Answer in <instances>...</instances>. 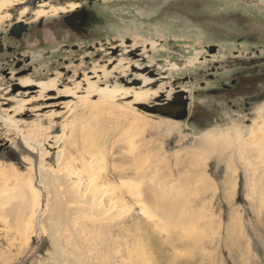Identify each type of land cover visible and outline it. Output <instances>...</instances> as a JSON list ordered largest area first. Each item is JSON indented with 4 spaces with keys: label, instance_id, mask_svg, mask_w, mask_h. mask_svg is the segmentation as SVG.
Here are the masks:
<instances>
[{
    "label": "rangeland",
    "instance_id": "1",
    "mask_svg": "<svg viewBox=\"0 0 264 264\" xmlns=\"http://www.w3.org/2000/svg\"><path fill=\"white\" fill-rule=\"evenodd\" d=\"M172 3H176L173 11ZM102 4L112 7L108 0ZM52 5L23 4L16 10H4L1 16L6 18L0 22V29L5 30L12 17L31 25L43 20L50 26L59 15L51 13ZM41 10L47 15L37 18L35 13ZM236 16L239 21L246 16L243 22L264 27V0H145L141 13L117 15L108 23L110 29L119 32L116 39L130 37L134 47L142 45L147 55L143 61L127 59L125 54L117 59H95L92 54L91 59H77L76 51L63 52L65 44L77 42L66 31L45 29L43 39L25 40L24 54L32 57L24 66L29 70L16 74L12 63L0 59V98L24 99L21 88L18 93L13 90L16 78L35 83L58 79L56 91L50 93L56 96L62 90L85 85L87 76L102 88H132L154 95L137 103L132 97L117 99L106 111L75 108L58 117L52 116L64 110L56 108L52 113L54 110L47 108L51 101L40 97L39 88L27 98V107L32 110L24 114H13V106L0 100V190L13 184L14 175L35 178L38 168L57 173L63 169L85 172L106 189L116 188L118 179L126 182L141 207L127 198L122 217L104 223L100 229L96 218L87 223L90 229H98L90 237L96 247L92 252L94 264H264V165L254 166L260 158L244 153L256 149L249 143L251 137L264 139V118L259 109L264 94L220 99L206 95L198 84H187L184 88L191 94L193 105L205 112L206 120L199 124L149 114L136 106L154 102L172 79L205 70L209 62L222 65L226 61L223 57L237 49L233 40L238 31L230 23L238 22ZM212 45L217 52L210 61L202 59ZM48 51L51 56L46 57ZM111 62L115 67L110 71ZM131 64L155 67L159 76L169 78L154 89V78L142 77V72L136 71L142 85L146 79L150 84L136 87L135 81H129L128 85L121 77L127 79L133 73ZM193 90L198 91L197 97ZM70 100L60 98L58 103ZM252 128L261 136L250 132ZM228 135L232 140H226ZM44 136L59 139V148L51 150L50 142L42 140ZM218 141L227 146L221 150L216 147ZM32 148L40 154L35 161L25 157ZM58 150L64 151L59 162L55 159ZM7 221L0 219V264H54L55 232L48 223H36L27 241L24 227ZM55 234L65 256L74 251Z\"/></svg>",
    "mask_w": 264,
    "mask_h": 264
},
{
    "label": "bare ground",
    "instance_id": "2",
    "mask_svg": "<svg viewBox=\"0 0 264 264\" xmlns=\"http://www.w3.org/2000/svg\"><path fill=\"white\" fill-rule=\"evenodd\" d=\"M28 1L29 0H0V22H2L6 18L1 16V13H3L4 10L10 11L14 7L20 6L24 3H27ZM23 11L24 14H26L25 12H27L28 9L25 8ZM58 11L59 9H52L51 12L57 13ZM35 14L38 18L41 15H45L46 11L41 10L36 12ZM172 66L176 67L174 64ZM93 75L97 77L96 73H94ZM90 78L91 77L88 76L86 77L85 85L78 84L71 89H65L62 91L60 89L61 92H58L56 96L51 95L50 93L56 91L55 89H57L59 83L58 79H52L44 83H34L29 79H21L18 84L22 91L20 93L24 95V99H15L13 101H10L1 97L0 100L4 102L3 104H10L13 106V108L11 107L13 110V114H24L32 110V108L27 107L30 101V98H27L32 93L38 92H35L34 88H39L38 93H40V97H44L46 100L51 101L50 103H48L47 108H51L53 110L56 108L64 110V112H58L57 114H53L52 116L58 117L62 113H69L75 108H82L83 110L91 108L95 110L99 109V111H106L107 109L112 108V103L117 99H126L128 97H132L133 101L137 103L144 101L147 96L154 95L149 91L142 92L132 88H102L99 87V84L97 82H91ZM148 84L150 83L146 79L143 82V87ZM83 86H85V88H83ZM46 93L49 94L45 95ZM60 98H71V100L68 102L58 103V99ZM93 98L97 99L93 100ZM39 109L40 108H38L36 111H39ZM259 109L263 114L261 115V117L263 116L264 118V104H262ZM53 112H55V110L52 111V113ZM250 132L259 135L261 134L257 133L255 129L253 130V128ZM228 137L229 138H227L226 140L231 139L230 135H228ZM261 139L262 137H260L259 141L254 137H251L249 139V143L254 145L256 149L252 151L246 150L247 152L244 151V153L249 156L254 155L256 156V159L260 158V160L253 163L254 166L258 167L260 166V164L264 165V139H262V141ZM42 140L44 142H50L49 148L51 150L59 148L60 140L57 138L50 140V138L47 139L44 136ZM22 143L24 147H26L27 143L23 140ZM223 143H216V147H219L221 150H223L224 147L227 146V144L223 145ZM230 145L231 144H229V146ZM28 150L29 151L27 152L29 153H26L25 157H27V159H33L34 161L37 160L38 156L40 155L39 151L35 148ZM239 150L243 151V147L241 146ZM47 155H50V153H47ZM63 156L64 151L58 150L55 154L56 161H61L63 159ZM85 163L86 162H84V164ZM260 169L263 170L264 166L263 169ZM254 170L255 169L252 170V173ZM84 173H73L71 171H68L67 169H63L61 170V172L57 173L54 171H43L41 168L39 170L38 168L35 178L30 179L27 177L25 178L24 176L23 178L18 175H14L13 184L7 190H0V219L4 218L6 222H8L7 220H9L10 222L12 221L11 223H13L14 225H18L17 227H24L23 229H25L26 231L25 238L27 241L30 239V233L28 232L31 231L35 227L36 223L40 221V223H48L47 225L51 228L53 233H58V237H62L66 244L72 246L73 248L71 247V249L76 251L75 253H73L74 251L71 252L69 250L71 253L67 252V256H65L63 252L66 251H63L64 248L57 244V241L54 238L56 234L54 233L53 239L55 242L54 244L56 250L53 255L54 264H94L96 258L94 257L92 252H95L96 247L91 242L90 237L93 238V232L97 231L98 229L96 227H94V229H90L87 223H90L94 220V218H96L100 222L98 225L100 226L98 227L100 229L102 228L101 225H104V223H109L122 217V215L125 213V208H127V206L124 204L125 202H127V198L132 202H136L135 204L137 207H141L138 204L139 201L137 202V195L132 192L130 186L121 179H118V182L116 181L118 185L116 186V188L110 187L111 189H106L99 186L96 180L92 179L94 176L91 178ZM233 173L234 172H232V174ZM257 173H255V177L258 175ZM230 180L232 181V179ZM255 181L257 182V180ZM230 186L234 185L230 183ZM140 202L142 203V201ZM21 231L22 230H20V232Z\"/></svg>",
    "mask_w": 264,
    "mask_h": 264
},
{
    "label": "flooded vegetation",
    "instance_id": "3",
    "mask_svg": "<svg viewBox=\"0 0 264 264\" xmlns=\"http://www.w3.org/2000/svg\"><path fill=\"white\" fill-rule=\"evenodd\" d=\"M44 1L29 0L24 4L32 7H48V4L52 3L53 9H59L57 12L59 15L54 18V23H49L50 26H46L43 20L36 25H31L23 19L12 17L13 22L6 25L5 30L0 29V59H6V62L12 63L17 69L16 74L29 70L25 69L24 66L29 65L32 59L31 56L24 54L25 50H23L22 43L29 38L42 37L45 29L55 32L66 31L69 37L76 38L77 42H70L63 46V52H69L72 49L79 54L77 59H91L92 56L89 54H92L95 59H104L108 56L109 59H117V56L123 54L126 55L127 59H138L140 61L147 59L142 45L134 47L133 40L130 37H125L124 40L116 39L119 32L114 27L112 29L108 27L109 21L118 18L117 15L129 14L133 16L141 13L145 0H108L112 4L111 8L102 4L104 0H46L47 3H44ZM131 1L136 3L131 4ZM175 4H170L171 11L174 10ZM137 9L139 10L137 11ZM13 10H16L15 7ZM46 15L47 12L40 17ZM245 17H242V20L239 21V17L236 16L238 20L235 21L238 22H230L238 31V35L233 40L237 43V49L232 51L231 55L223 57L226 61L222 65L218 63L211 65L209 62L205 70H199L194 75L176 80L172 79L168 82L171 85H167L166 89L162 90L154 102H150L149 105L166 108L170 107L173 102L183 99L188 101L185 120L192 124H199L206 120L205 112L201 106L193 105L191 94L184 88L187 84H198L199 89L204 90L206 95L220 99L239 100L248 95L253 98L255 95L264 94L262 89L264 86V27H260L259 23H248L247 20L243 22L247 18ZM227 37L232 38L233 36L228 35ZM208 51L209 54L202 58L206 61L212 59L217 49H215V45H212ZM46 54V57L51 56L49 51ZM111 63L109 65L110 71L115 67L113 62ZM129 68L133 69V73L128 74L127 79L121 77L122 82H126L128 85L129 81L141 82L142 79L137 78L136 71L142 72V77L152 74L155 82L154 89L161 88L165 83L163 80L169 78L168 75L159 76L155 67L151 68L146 64H142L140 67L131 64ZM7 74H10V72ZM226 74L231 75L229 80L225 79L228 77ZM21 79L16 78V84L13 88V90L17 89V93L20 90L18 83ZM211 84H215V86L208 87ZM192 93L194 97L198 96V91L193 90ZM246 105L249 106V103H246Z\"/></svg>",
    "mask_w": 264,
    "mask_h": 264
},
{
    "label": "water",
    "instance_id": "4",
    "mask_svg": "<svg viewBox=\"0 0 264 264\" xmlns=\"http://www.w3.org/2000/svg\"><path fill=\"white\" fill-rule=\"evenodd\" d=\"M150 77L153 78V75L150 74ZM134 85L136 87L142 86L141 82L135 81ZM154 87V85H153ZM140 110L154 115H159L166 118H171L174 120H185L188 101L181 100L178 102H173L170 107H160V106H152L149 104H139L136 105Z\"/></svg>",
    "mask_w": 264,
    "mask_h": 264
}]
</instances>
